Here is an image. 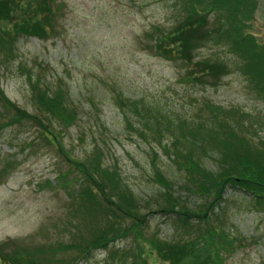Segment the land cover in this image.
Listing matches in <instances>:
<instances>
[{"label":"rangeland","instance_id":"1","mask_svg":"<svg viewBox=\"0 0 264 264\" xmlns=\"http://www.w3.org/2000/svg\"><path fill=\"white\" fill-rule=\"evenodd\" d=\"M37 2L44 6L22 17L29 19L28 34H16L14 29H18L14 22L26 11L0 19V38L6 41L9 35L13 37L11 48L0 45V247L9 241L10 249H27L33 253V261L27 264H39L46 255L45 247L73 244L80 245L79 255L85 256L75 264H180L179 258L164 261L148 243L132 236L93 248L88 224L109 223L104 220L107 205L86 209V213L80 207L82 198L92 194L115 200L111 188L118 182L121 190L133 194L135 204L138 200L141 206L156 210L157 201L165 196L153 180V166L171 181L173 190H180L183 181L182 172L173 165V151L163 146L177 136L187 139L190 147L189 130L202 122L207 127L237 125L239 133L252 144L264 140V100L249 81L252 75L243 71L244 59L229 50L231 41L215 45L204 40L195 51L201 58L200 68L205 67V58H217L226 73L205 71L199 80L181 81L184 60L177 59L179 55L174 56L177 60H167L156 56L155 48L150 49L155 42L151 28L169 31L186 15L175 0ZM249 2L251 8L232 18L236 20L232 26L228 20L233 16L223 20L219 12L217 19L212 12L208 18H212L213 30L206 29L216 32L218 24L219 29H238L264 50V0ZM52 8L54 13L47 24L42 14ZM32 86L49 96L59 88L68 91L69 109L76 110L72 120L59 123L42 115ZM123 102L127 106L121 107ZM11 120L20 122L12 125ZM147 122L162 130L163 139L150 133L144 125ZM42 123L55 134L57 142L40 133L36 124ZM205 130L200 129L195 139L202 141ZM222 139L226 138L220 136L213 145L206 142L196 147L194 158L218 168ZM95 151L98 155L93 154ZM125 196L130 198L125 194L119 202L127 200ZM224 198L225 213L217 219L222 218L227 240L233 242L234 238L236 242L232 251H222L223 264H264V215L249 207L245 193L235 188L229 187ZM79 214L91 221L82 223ZM123 215H119L120 221L124 219L122 224H131ZM149 218L143 225L145 238H187L171 231L170 220L155 214ZM72 251L66 247L47 254L45 264H54L58 257L65 262Z\"/></svg>","mask_w":264,"mask_h":264},{"label":"trees","instance_id":"2","mask_svg":"<svg viewBox=\"0 0 264 264\" xmlns=\"http://www.w3.org/2000/svg\"><path fill=\"white\" fill-rule=\"evenodd\" d=\"M46 1L51 4L55 2V0ZM175 1H178L176 4H181L186 15L184 18L180 19V23L170 32H160L158 27L153 28L154 34L150 33V35H155L154 54L166 58L167 60L183 59L186 64V69L183 76L180 77V80L193 82L199 80V78L206 73L205 71H218V73L223 72L222 74L227 71L224 66L217 63V58H205V62L208 64L203 61L205 67L200 68L201 58L196 57L195 51L201 47L204 40L208 43H216V41H231L233 45H229V50H233L244 59L243 71L246 74L252 75V77L249 78V81L252 83L253 87L257 89V94H259L262 100H264V50L259 49L256 40L252 36L251 38L247 36V34H243L238 29L236 31H228V27L223 28L222 26L218 29L219 24L217 25L218 28L216 29V32L206 29L214 26L211 23V26L209 27L208 21V17L212 12L217 15V19L219 18V12L223 17V20L227 15L233 16L228 20L232 26L236 21L235 19L232 21V18H235L238 14H243L245 8L248 10L251 8L249 0ZM43 6V3L37 2V0H0V19L1 16L11 19L13 14L18 13L22 15V13L26 11L27 13L20 17L21 20L14 23V25H18V29L15 28L14 25L13 27L16 34H22V32L28 34L26 31L29 19L24 21L25 18L22 17L30 14L33 9ZM13 7L14 10H12ZM53 13V8L52 11L51 9L49 10V13L43 12L42 16L45 21H47V24H49L50 16H52ZM45 21L44 23H46ZM202 29H204L203 32ZM12 40L13 37L10 35L6 41L0 38V45L3 48H11ZM161 50H164L165 52H161ZM175 55H179V57L175 59ZM32 87L34 101L36 102L37 99L38 107L43 111L42 115L45 117L48 116L49 119L52 118L59 122H69L72 120L76 110L73 112L69 109L70 105L67 91L65 92L62 88H59L54 94L49 96L47 92L39 91L38 89H35L34 86ZM6 103L7 101H5V104ZM121 104V107L127 106L124 102ZM135 104L133 106H135ZM8 105H10V103ZM8 105L5 106V110L9 109ZM208 107L212 111L216 110L212 105H208ZM17 111L20 110L17 109ZM137 113L139 114V111H137ZM156 119L160 124L162 123L161 120L158 118ZM19 122L20 120L10 121L12 125ZM42 124L43 125L36 124V126L40 128L41 133L50 134L47 129V124ZM144 125L149 129L151 134L157 135L158 138H162V130H160L157 125L148 122ZM169 125L168 122L166 126ZM204 127H206V130L205 132L201 131V133L204 132V136L208 138L206 139L203 136L202 141L199 139L196 140L197 132ZM224 128L228 129L223 130ZM221 129L223 131H221ZM212 134L214 135L212 136ZM220 136L226 139L220 140L218 144V148L223 154V165L220 166V171L218 172L206 168L198 157L195 159L194 152L196 151V147H202L206 142L213 145V140L218 139ZM189 137L193 139L189 138L190 147H187V139L180 140L177 136H174L170 145L166 144L163 146L168 152L169 150L173 151V165L177 170L183 172L184 179L179 185V191L176 192L173 190V184L171 181L161 170L153 166V180L163 188L165 196L161 202H158L157 211H173L175 208H178V218H180L178 223L180 226L177 227L175 224L173 227L175 230H182L183 232L191 233L192 237L189 241L185 242L183 246H179L176 243L170 244L159 242L156 235L145 238L143 236V225L146 223L147 217L151 215L150 211L153 212V210L141 206L138 200H136L135 204L133 195L130 192L121 190L118 182H114L111 188L113 190L112 197L115 200H118L114 202L115 200H112L111 196L107 199L106 195L102 197L105 201L101 198L102 204L105 202L107 206H110L107 207L104 204L108 210L105 211L107 214L104 215V220L107 219L109 223L105 222L103 225L101 223L97 225L88 224V227L92 228L93 238L91 245L93 248H98L115 239L125 238L128 232H132L131 234L136 241L140 239L141 242L148 243L149 246L151 245V247H154L156 252L165 256V259L170 261L180 258V264L183 262L186 264H223L221 251L224 248L230 250V245L231 249L233 248L232 240H227L225 230L220 224L222 218L217 219V217L220 216V211L224 214L223 208L225 206L223 207L220 202L224 200L223 193L226 187L231 186L238 190L242 189L245 193L248 192L254 201L250 200L253 207L264 213V140L252 144L250 139L244 138L245 136L239 133L237 125H234V128L227 124L222 126L217 124V126L211 125L210 127H207L204 122L197 124L195 128L189 130ZM99 151H95L93 154L98 155ZM118 179L120 181L119 177ZM180 191H185L187 194L189 192L194 195L199 194L200 197L203 199L205 198L201 203L204 207H198L199 212H202L201 215H198L195 218H190L193 216L191 211L196 213L199 212L197 207H193L190 210L191 206H188L187 204L191 203L188 200V196L186 198L183 197L180 194ZM175 192L176 195L174 194ZM125 194H130V198L125 196L127 200L119 202ZM84 196L80 207L86 213V209L93 207L99 208L100 202L94 195L86 194ZM143 208H146L144 211H147L145 212L146 216L144 217L142 216L143 213H141V209ZM121 209L123 211L112 215V213L119 212ZM122 214H124L123 216L126 218H130L132 221L131 224H122L124 219L120 221L121 217L119 218V215ZM79 215L85 223L91 221L85 214ZM215 219L217 220V223L214 224V221H216ZM9 244L10 243H7L0 247V264H27L26 261H33L31 259L33 253L27 249V251L18 252L16 249H10ZM6 245L8 246L3 249ZM66 247L76 251L82 249L80 245L76 244ZM66 247L61 245L54 247L48 246L45 247V252L47 255L59 249H66ZM46 255L38 260L39 264L46 263L48 260L45 261ZM63 260L57 259L54 264H72V262L76 260V256H71V258L66 259L65 262H63ZM31 264H34V262Z\"/></svg>","mask_w":264,"mask_h":264}]
</instances>
